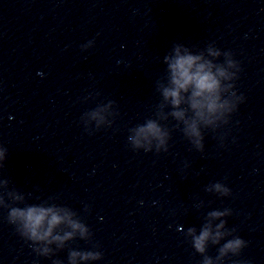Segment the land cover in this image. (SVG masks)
Segmentation results:
<instances>
[{
  "label": "clouds",
  "instance_id": "1",
  "mask_svg": "<svg viewBox=\"0 0 264 264\" xmlns=\"http://www.w3.org/2000/svg\"><path fill=\"white\" fill-rule=\"evenodd\" d=\"M92 44L93 42L89 41L82 48L92 47ZM204 51L215 58V61L223 56V62L206 59ZM204 51L194 53L185 43H174L164 55L165 74L156 82V91L161 97L160 103L156 105L154 118H148L144 123L128 130L135 133L127 137L132 150H143L146 153L155 150L157 154L167 152L171 131L166 122L171 118L176 122L174 127L181 130L192 147L203 152L204 130L211 129L215 132L230 123V117L244 101V97L234 91V81L238 79L240 71L239 63L233 59L230 51L222 52L217 47L213 50L212 44H208ZM233 67L236 71L229 72V68ZM114 103L115 101L109 100L105 107ZM99 113L100 109L95 108L84 114L95 118ZM84 126L86 130H90L86 124ZM101 128L98 123L95 129ZM220 139L223 140V137ZM7 158L8 149L0 146V169L5 166ZM9 184L8 179L0 180V188L8 189L0 191V209L7 210V222L15 227L21 238L30 242L38 256L52 258L57 252L68 248L67 264H77V258L82 264L103 259V253L99 250L80 251L68 247L69 242L76 239L91 241L92 238L89 227L77 212L56 203L55 199L29 204L22 192L15 188L9 190ZM205 191H214L221 198L231 195V190L221 182L210 183ZM85 210L87 211V208ZM206 215L207 218L213 219L231 216L232 212L225 208L209 211ZM74 216L77 218L74 219ZM226 224V219L221 220L214 233L210 223L202 226L198 234L195 227L188 228L187 236L191 237L193 249L203 257L201 264H213L214 259L223 264L226 257L239 255L247 246V242L234 235L235 230L227 228ZM222 241L224 243H221ZM53 244L55 248L49 247ZM210 244L219 246L215 258L207 255ZM98 247L93 245L94 249ZM52 264L64 262L53 259Z\"/></svg>",
  "mask_w": 264,
  "mask_h": 264
}]
</instances>
